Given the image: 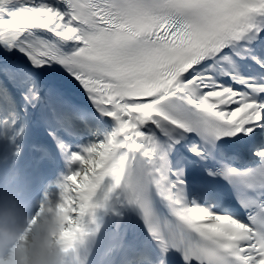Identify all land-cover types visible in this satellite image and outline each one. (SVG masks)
<instances>
[{
  "label": "snow or ice",
  "instance_id": "1",
  "mask_svg": "<svg viewBox=\"0 0 264 264\" xmlns=\"http://www.w3.org/2000/svg\"><path fill=\"white\" fill-rule=\"evenodd\" d=\"M30 124L67 243L120 188L183 264H264V0H0V135Z\"/></svg>",
  "mask_w": 264,
  "mask_h": 264
},
{
  "label": "clouds",
  "instance_id": "2",
  "mask_svg": "<svg viewBox=\"0 0 264 264\" xmlns=\"http://www.w3.org/2000/svg\"><path fill=\"white\" fill-rule=\"evenodd\" d=\"M19 173L0 176V264H67L71 244L61 236L69 225L49 199L26 204L18 185ZM91 217V216H89Z\"/></svg>",
  "mask_w": 264,
  "mask_h": 264
},
{
  "label": "bare ground",
  "instance_id": "3",
  "mask_svg": "<svg viewBox=\"0 0 264 264\" xmlns=\"http://www.w3.org/2000/svg\"><path fill=\"white\" fill-rule=\"evenodd\" d=\"M76 99L82 103H88L86 98L82 99L80 96H77ZM110 119L111 118H102L101 120L111 126L112 122ZM105 183H107V181ZM51 189L52 191L49 194V200L53 203H56L58 200L52 194L57 192L59 189L56 186H53ZM100 207L102 208L103 212H105V218L114 223V230L109 232V234L102 241V255L100 256L101 260L98 264H103L104 261L109 258V254L111 253L112 255H115L114 249L116 252H118L117 247H119L120 244H123L122 242H119L122 232L126 234L127 232L134 230L136 224L131 212L125 204L121 189L119 190L117 188L109 193L108 198L103 200V205ZM103 212L99 211V214H103ZM83 222H85V220H83ZM138 234L140 235L141 239V234Z\"/></svg>",
  "mask_w": 264,
  "mask_h": 264
},
{
  "label": "rangeland",
  "instance_id": "4",
  "mask_svg": "<svg viewBox=\"0 0 264 264\" xmlns=\"http://www.w3.org/2000/svg\"><path fill=\"white\" fill-rule=\"evenodd\" d=\"M5 136H8L7 134H5V135H0V140H2ZM7 138V137H6ZM91 142V139L89 140V142L88 143H90ZM88 143H84L85 145H87ZM68 175V174H67ZM58 183H60V182H58ZM58 183H56V185L58 184ZM50 192H51V190H50ZM53 193V192H52ZM49 194L50 193H48V199H49ZM53 196H55L56 197V199L59 201V190L57 191V192H54L53 194H52ZM45 197V196H44Z\"/></svg>",
  "mask_w": 264,
  "mask_h": 264
}]
</instances>
